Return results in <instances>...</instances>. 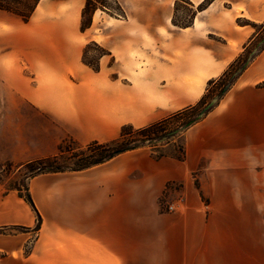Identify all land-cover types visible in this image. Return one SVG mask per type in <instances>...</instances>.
<instances>
[{
  "label": "crops",
  "instance_id": "obj_1",
  "mask_svg": "<svg viewBox=\"0 0 264 264\" xmlns=\"http://www.w3.org/2000/svg\"><path fill=\"white\" fill-rule=\"evenodd\" d=\"M41 2L27 23L0 10V166L109 143L196 105L254 38L241 22L264 23V0H213L160 47L157 75L125 79L111 75L113 40L82 31L64 1L38 12ZM82 41L106 48L100 69ZM263 82L264 50L184 132L183 161L141 148L39 174L27 181L33 205L0 184V264H264Z\"/></svg>",
  "mask_w": 264,
  "mask_h": 264
},
{
  "label": "rangeland",
  "instance_id": "obj_2",
  "mask_svg": "<svg viewBox=\"0 0 264 264\" xmlns=\"http://www.w3.org/2000/svg\"><path fill=\"white\" fill-rule=\"evenodd\" d=\"M62 1L65 2L62 3V8H60L62 12H73L75 9H79L81 29L84 27L83 29L86 28L88 30L93 27L90 33L113 40L115 53L118 55L119 61L117 62L116 58H114L109 63L112 65V76H124L125 79H146L145 77H148V75L155 76L158 73L160 47L164 43H170L172 36L180 35L181 33L180 29L182 27L173 25V19L179 24L190 23L191 20L194 22L197 15L194 18L193 12L197 11L198 14L200 7L205 6L204 2L206 0H102L105 6H99L100 8L95 13L92 10L88 11L84 17L83 11L86 0H42L38 12L47 10V6L52 2ZM241 23L249 25L248 20H243ZM260 25L257 24L256 32L260 31ZM259 38L250 46L253 54L256 52L257 47L264 42V39L258 42ZM96 40L101 41V38L97 37ZM82 45L85 46L84 63L86 65L90 64L94 70L100 69V59L107 54L106 48L93 41H82ZM128 49L130 50L127 54ZM120 59H123V62ZM217 90L218 87L211 89L210 95H213ZM216 98L217 96L211 101ZM174 124L171 125L168 133L184 126ZM185 131L176 135L170 144L156 147L153 150L168 155L179 154L180 148L184 145ZM135 138H137V135H131L127 139ZM66 145H71L72 148L78 150L85 148H78L72 144ZM149 150L151 151V149ZM76 161L77 159L73 158L71 153L64 151L58 156L57 165L74 167ZM31 171V167L22 166L17 169L16 167L1 165L0 184L4 188L21 187L22 183L27 186ZM179 187L169 185L168 192L171 189H180Z\"/></svg>",
  "mask_w": 264,
  "mask_h": 264
},
{
  "label": "trees",
  "instance_id": "obj_3",
  "mask_svg": "<svg viewBox=\"0 0 264 264\" xmlns=\"http://www.w3.org/2000/svg\"><path fill=\"white\" fill-rule=\"evenodd\" d=\"M40 1L41 0H0V10L12 13L18 16L23 22L27 23L30 21ZM212 1L213 0H206L204 2L205 6H201L202 8L200 7L199 11L206 8L209 4L212 3ZM103 2L104 1L102 0H86L83 17L88 11L92 10L93 13H95L100 8L99 6H105L103 5ZM196 15L197 11H194L193 17L195 18ZM172 23L177 27L184 28L191 26L193 21L191 20L190 23L186 24H179L175 21V19H173ZM249 25L254 28L257 27V24H254L250 21ZM83 28L82 30L85 31L86 28ZM257 38H259L258 42H261L264 39V23L260 25V31L256 32L254 38H252L251 41L244 47V52L229 66L225 73L220 78L209 82L205 95L196 105L187 107L186 109H183L171 115L163 121L144 128L135 129L134 127L129 125L124 126L122 128L120 138L109 143L101 144L98 142H94L87 145L81 150L72 148L71 145L64 144L60 147V153H63L64 151L71 153L73 158L77 159V161L74 163V167L58 166V156L36 160L24 165V167L32 168L31 174L29 175L30 178L43 173L75 172L87 170L97 165L108 162L120 154L141 148L151 149L152 156L157 160L164 157H172L176 160L183 161L186 157L184 145L180 148L179 154L173 155L159 153L157 151L155 152L153 149L156 147L168 145L175 139V137H173L170 139L162 140V138H164L169 132L170 127L173 123H175L177 126H183L192 119H195L198 113L208 103H210V101L214 97L217 96V98L222 99L221 97L224 96L222 95V91L226 88H228V90L231 88V86L236 81L239 71L248 62L252 61L259 55V53L264 50V42L259 47H257V50L254 54L250 49V46L253 45ZM88 65L91 66L90 64ZM214 87H218V90L213 95H210L211 89H213ZM260 87H264V82L260 84ZM131 135H137V138L130 140L127 139ZM8 189L18 191L20 196L24 197L33 205L28 191V186H24L22 183L21 187L14 186Z\"/></svg>",
  "mask_w": 264,
  "mask_h": 264
},
{
  "label": "water",
  "instance_id": "obj_4",
  "mask_svg": "<svg viewBox=\"0 0 264 264\" xmlns=\"http://www.w3.org/2000/svg\"><path fill=\"white\" fill-rule=\"evenodd\" d=\"M249 64H246L237 74V76H239L247 67ZM228 91V88L224 89L222 91V95H225ZM219 98L214 99L213 101H211L209 104H207L199 113L198 115L195 117V119H192L191 121H189L188 123H186L181 129H176L174 131H171L170 133H168L164 138H162V140H166V139H170L175 137L176 135L180 134L182 131H185L187 129H189L191 126H193L195 123H197L199 120H201L205 115H207L218 103Z\"/></svg>",
  "mask_w": 264,
  "mask_h": 264
},
{
  "label": "built area",
  "instance_id": "obj_5",
  "mask_svg": "<svg viewBox=\"0 0 264 264\" xmlns=\"http://www.w3.org/2000/svg\"><path fill=\"white\" fill-rule=\"evenodd\" d=\"M169 209H170V210H175V208H174V207H170Z\"/></svg>",
  "mask_w": 264,
  "mask_h": 264
}]
</instances>
